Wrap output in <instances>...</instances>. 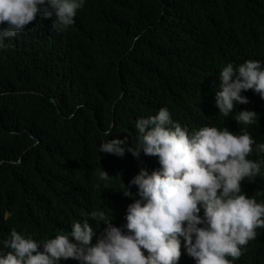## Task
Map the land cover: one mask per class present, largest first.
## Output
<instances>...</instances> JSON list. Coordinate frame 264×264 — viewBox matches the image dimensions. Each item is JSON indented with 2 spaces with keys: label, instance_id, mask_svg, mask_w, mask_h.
<instances>
[{
  "label": "trees",
  "instance_id": "obj_1",
  "mask_svg": "<svg viewBox=\"0 0 264 264\" xmlns=\"http://www.w3.org/2000/svg\"><path fill=\"white\" fill-rule=\"evenodd\" d=\"M54 19L37 17L0 48V253L13 228L38 242L86 219L99 232L106 225L94 211L125 225L139 198L129 181L160 167L158 157L127 149L138 145L137 120L162 107L190 133L215 126L264 143L258 94L242 92L249 103L228 117L216 106L224 67L264 65V0H85L73 25L54 30ZM241 110L255 111L256 123L238 124ZM113 138H127L123 157L99 151ZM253 148L248 159L264 161ZM241 187L264 203V164ZM256 231L232 264H264V228ZM180 239L178 264H196Z\"/></svg>",
  "mask_w": 264,
  "mask_h": 264
},
{
  "label": "clouds",
  "instance_id": "obj_2",
  "mask_svg": "<svg viewBox=\"0 0 264 264\" xmlns=\"http://www.w3.org/2000/svg\"><path fill=\"white\" fill-rule=\"evenodd\" d=\"M84 3L0 0V48L6 47L5 39L15 37L40 16H55L54 30L68 28ZM219 75L216 106L224 117L237 104L249 103L242 92L252 90L264 99L261 61L249 59L235 68L229 63ZM256 117L255 111L241 110L235 120L250 125L256 123ZM135 127L138 145L127 151L137 158L141 150L158 157L160 167L151 174L141 168L129 181L137 187L139 198L128 205L126 224L117 227L104 211H94L91 218L106 225L102 231L97 232L86 219L74 223L70 235L58 234L43 242L13 228L4 241L9 251L0 253V264H61L69 260L79 264H178L181 237L196 264H232L243 254L242 249L256 238V230L264 228V203L249 197L241 187L245 179L254 182L261 174L264 161L248 157L254 145L255 151L264 153V143L256 144L247 131L237 135L215 126L190 133L174 122L164 107L156 115L138 119ZM104 135L109 137L112 132L106 130ZM126 142L127 138L107 139L99 151L123 157ZM98 175L102 181L110 180L104 169ZM123 194L134 195L128 185Z\"/></svg>",
  "mask_w": 264,
  "mask_h": 264
}]
</instances>
